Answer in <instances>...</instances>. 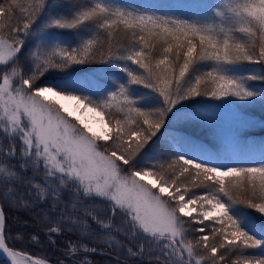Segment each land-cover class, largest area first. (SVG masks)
<instances>
[{"label":"snow or ice","instance_id":"6c2138e0","mask_svg":"<svg viewBox=\"0 0 264 264\" xmlns=\"http://www.w3.org/2000/svg\"><path fill=\"white\" fill-rule=\"evenodd\" d=\"M257 126L264 0H0V255L264 264Z\"/></svg>","mask_w":264,"mask_h":264},{"label":"rangeland","instance_id":"374dc122","mask_svg":"<svg viewBox=\"0 0 264 264\" xmlns=\"http://www.w3.org/2000/svg\"><path fill=\"white\" fill-rule=\"evenodd\" d=\"M128 2L136 3V4H143V3L149 2V0H128ZM49 82H52V81L50 80ZM62 103H65V106L69 109V111H75L74 105H72V104H70L68 102H63V101H62ZM83 119H85L89 123L90 127H92L94 131H96L98 133L101 132L103 126H102V124L97 122L98 118H96L92 113H86L84 115ZM261 130H264V128H260L259 126H257L255 128L249 129L247 131L246 135H247V137L250 140H254L256 142L264 141V132L263 131H262L263 132L262 134L260 133L261 135H257L258 134L257 132L261 131ZM29 230H36V229H34L33 226H30ZM38 230H39L38 232H40V236L42 237L44 235V232L46 231V229L42 230L38 226ZM32 246H34V245H32ZM39 247H40L39 245H36V248H39ZM14 249L17 250V251L19 250V249H16V248H14ZM40 251H41V248H40ZM44 251H46L49 254V253H51L52 250L44 247ZM25 253L29 254V255H33L35 257H39V258H43V257L46 256V257H48V258H50L52 260L56 259V256L53 255V253L51 255H49V256L45 255V254L40 256V255H37V254H30L28 252H25ZM101 259H103V258H101Z\"/></svg>","mask_w":264,"mask_h":264},{"label":"trees","instance_id":"16d2710c","mask_svg":"<svg viewBox=\"0 0 264 264\" xmlns=\"http://www.w3.org/2000/svg\"><path fill=\"white\" fill-rule=\"evenodd\" d=\"M264 131H258L257 135H260V133ZM25 219H28V217H25ZM33 226L34 229L36 230H29L30 226ZM38 225H36L34 222H32L31 220H29V224L27 226H23V225H17V224H12V230H11V234L12 235H16L18 232H24L26 235H31V234H36L38 233L40 235V232H38ZM9 244H13V241H8ZM14 248L16 249H23L25 252H28L30 254H37V255H51L53 253V250L51 251V253H47L46 251H44V247L40 246L39 248H36V245L32 246L31 244L27 243V241L21 243L19 241H16L14 243ZM41 248V251H40ZM49 249V248H48ZM251 251V250H250ZM0 264H7L4 260V258L0 255ZM106 264V262H105Z\"/></svg>","mask_w":264,"mask_h":264},{"label":"water","instance_id":"95a60500","mask_svg":"<svg viewBox=\"0 0 264 264\" xmlns=\"http://www.w3.org/2000/svg\"><path fill=\"white\" fill-rule=\"evenodd\" d=\"M2 256H3V255H2ZM3 258H4V259H5V261L7 262V259H6V257H4V256H3ZM7 264H8V262H7Z\"/></svg>","mask_w":264,"mask_h":264},{"label":"bare ground","instance_id":"6f19581e","mask_svg":"<svg viewBox=\"0 0 264 264\" xmlns=\"http://www.w3.org/2000/svg\"><path fill=\"white\" fill-rule=\"evenodd\" d=\"M259 133V132H258ZM34 258H37V257H34Z\"/></svg>","mask_w":264,"mask_h":264}]
</instances>
